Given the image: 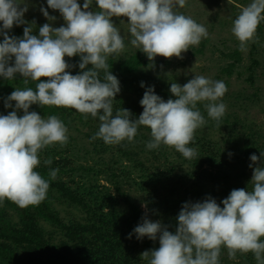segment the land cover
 <instances>
[{
	"label": "clouds",
	"instance_id": "obj_1",
	"mask_svg": "<svg viewBox=\"0 0 264 264\" xmlns=\"http://www.w3.org/2000/svg\"><path fill=\"white\" fill-rule=\"evenodd\" d=\"M186 2L84 0L81 7L78 0H46L48 8L59 11L64 24L53 27L44 23L34 34L35 22L24 18L29 0H0V78L20 76L25 84L36 82L35 89L14 88L4 99V107L12 111L0 114V205L6 199L20 208L42 203L50 181L35 170L40 164L39 153L49 145L68 142L65 123L56 115L45 119L37 111H30L34 104L72 108L85 118L88 114L98 118L99 129L92 139L100 138L107 145L132 142L138 128L145 126L150 128L151 140L146 144L149 150L167 145L187 159L197 155L196 149L188 145L194 140L195 130L207 123L198 102L204 104L208 117L219 122L226 111L221 100L227 92L226 84L194 75L183 85L170 83L169 91L175 99L165 101L154 86L142 81L143 112L133 119L130 110L123 107L113 115V100L121 86L107 64L110 55L126 47L113 17L120 18V23L127 18L131 46L150 61L158 55L182 58L190 46L208 36L204 25L178 11ZM93 4L97 6L94 9ZM48 8L41 5L40 11L48 21H54L56 17L49 14ZM261 21L264 0H251L242 7L231 28L241 51L259 41L256 33ZM14 25H27L22 37L9 35ZM74 56L79 57L81 70L75 75L68 69L76 65L65 59ZM250 160L259 161L253 169L251 190L233 189L220 203L211 196L183 203L175 232L159 220L143 218L129 238L135 234L138 240L158 239L159 247L144 251L141 259L147 264H219L223 246L230 258L237 252H252L257 264H264V152L260 151L259 157L252 154ZM58 171L50 169L51 180Z\"/></svg>",
	"mask_w": 264,
	"mask_h": 264
},
{
	"label": "trees",
	"instance_id": "obj_2",
	"mask_svg": "<svg viewBox=\"0 0 264 264\" xmlns=\"http://www.w3.org/2000/svg\"><path fill=\"white\" fill-rule=\"evenodd\" d=\"M35 24L34 34H38L43 24L39 21ZM25 26L14 25L9 35L22 37ZM256 35L259 41L250 43L246 50L241 51L237 46L222 52L228 61L221 75L230 78L248 51L251 63L246 80L255 85L259 78L257 68L261 65L258 56L264 43V21ZM65 59L76 65L68 69L73 75L81 71L78 56ZM154 63L141 51L108 57L109 70L121 86L113 100V115L123 107L132 113L130 118L139 117L143 112L140 100L145 92L140 86L142 81L146 86H154L156 94L165 101L175 99L169 91L170 78L149 76ZM103 75L101 70V78ZM35 86V81L25 84L20 76L9 80L0 78V114L12 111L4 107V99L14 88L35 89ZM197 107L207 123L195 130L194 140L188 146L195 148L197 155L187 159L167 145L149 150L146 147L151 140L148 127L140 126L132 142L107 145L100 138L92 139L99 129L98 118L90 114L85 118L72 108L32 105L30 111H37L45 118L56 115L65 123L68 142L49 145L39 153L40 164L35 170L50 181L42 203L20 208L6 199L0 205V264H147L141 259V253L158 248L159 240L147 237L138 240L135 234L129 238V233L146 217L144 205L163 220L169 231L175 232L176 217L183 203L203 201L208 196L220 203L233 189L251 190L253 169L259 161L253 163L250 156L259 157L260 151L264 152V132L256 124H248L240 116L231 114H224L217 122L208 117L203 103ZM206 126L222 127L226 134L221 140L215 139ZM76 141H79L78 147ZM77 148L84 153V158H98L100 162L96 160L97 166L77 162ZM48 159L51 164L44 163ZM50 169H59L54 180L49 177ZM74 176L76 179H68ZM102 176L112 182L115 191L102 184ZM123 180L132 184L131 191L123 187ZM62 209L67 214L63 215ZM219 264H257V261L252 252H237L230 258L228 249L221 246Z\"/></svg>",
	"mask_w": 264,
	"mask_h": 264
},
{
	"label": "rangeland",
	"instance_id": "obj_3",
	"mask_svg": "<svg viewBox=\"0 0 264 264\" xmlns=\"http://www.w3.org/2000/svg\"><path fill=\"white\" fill-rule=\"evenodd\" d=\"M78 2L82 7L84 0H78ZM249 3H251V0H187L186 5L183 8H179L178 11L192 17L197 23L204 25L207 29L208 36L202 38L198 45L190 46L186 52L182 53V58L175 56L165 58L158 55L154 61H150L151 63H155L149 76H156L161 79L168 77L171 79L169 83L177 82L181 85L187 83L194 75H203L212 80H222L227 86V92L221 98L222 102L226 105L225 114H231L230 116L234 117L240 116L248 124H256L264 132V43L260 48V54L258 56L261 63L257 68L259 78L254 86H251L250 82L246 80L249 74L247 67L251 63L248 51L244 54V61L237 65L236 71L230 78L221 75L222 68L227 65L228 61L222 55V52L233 50L239 46V41L231 31L233 21L242 7L247 6ZM41 5L48 8L46 0H29V10L25 13L24 18L31 19L35 22L39 21L40 24L51 23L53 27H59L64 24V20L60 16L59 11L52 10L51 8H48L49 14L55 16L56 19L54 21H48L40 11ZM95 7L97 6L93 4L92 8L94 9ZM123 19L125 23H120V18L113 17V21L125 37L126 47L119 54L126 56L140 51V49L131 46L127 18L124 17ZM200 49L202 50L199 51ZM255 93L256 95L254 97ZM251 96L254 98L248 100ZM199 104L202 103L198 102ZM206 128L215 139L221 140L226 134L224 129L219 126H206ZM77 142L79 143V141L75 142L76 147H78ZM75 152L76 161L81 164L97 166L96 160L100 162L98 158L94 160L84 158V153L78 148L75 149ZM109 154L111 155L112 153ZM110 155L108 156L109 159L112 158ZM68 179H76V176L72 178L68 177ZM101 180L102 184L109 186L112 191H115V187L111 181L107 178L104 179L103 176ZM123 187L128 191L133 189L132 184L126 180H123ZM133 195L139 199V196L135 192ZM61 207L65 208L66 206L62 205ZM143 207L148 219L152 221L159 220L165 225L161 218L153 215L145 205ZM62 210L63 215L67 214L66 210Z\"/></svg>",
	"mask_w": 264,
	"mask_h": 264
}]
</instances>
